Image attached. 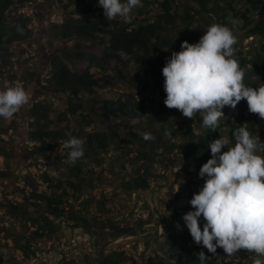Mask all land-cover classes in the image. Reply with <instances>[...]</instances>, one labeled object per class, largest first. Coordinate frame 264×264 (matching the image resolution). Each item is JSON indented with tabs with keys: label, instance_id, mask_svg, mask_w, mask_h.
Returning <instances> with one entry per match:
<instances>
[{
	"label": "rangeland",
	"instance_id": "rangeland-1",
	"mask_svg": "<svg viewBox=\"0 0 264 264\" xmlns=\"http://www.w3.org/2000/svg\"><path fill=\"white\" fill-rule=\"evenodd\" d=\"M67 1L33 0L31 3L13 8V11H16L15 14L19 13L29 18L31 35L24 41L14 42L9 46V50L14 55V59L10 61V71L17 77L23 76L28 71H35L36 75L25 88L33 93L30 104L22 107L11 119H3L6 132L0 133V146L4 147L8 153L7 155L0 152V173H6L5 176L0 177L2 264H98L99 252L106 255L112 251L124 253L122 264H131L132 260L143 263L147 258L155 255L167 258L164 254L167 249L164 244L166 235L173 230L174 226H180L178 221L181 220L182 214L194 210L189 202L203 186L204 179L199 178V172L193 166L181 165L175 147L166 152H160L157 149L156 153H161V156H153L148 166V188L133 192L124 191L123 183L126 179L131 178L136 171H141L145 165L136 158L137 149H134L132 141L126 134L129 129H133L143 136L145 133L151 134L154 139L148 142L166 141V135L160 130L161 125L176 131L177 127L180 129L188 124L190 129L197 133L200 128L198 118L202 122V117L197 114L193 122L188 123L189 118L184 117L178 110L167 108L164 104L166 98L164 89L155 88L152 74L133 63H129L123 70L128 79L132 80L131 84L117 82L115 85L97 89L94 98L101 101L115 99L120 93H133L144 103L146 113L153 117L152 121L149 123L139 121L133 124L132 120L127 119L111 121L110 125H105L98 119L87 125L82 121L83 115L89 116L90 119H97V116H100L99 110L96 107L92 108L87 97L78 99L77 103L81 104L82 108L74 116L67 114L66 96L49 95L43 90L51 56L59 47L70 48L74 45L100 53V48L88 41L73 38L60 42L49 36L50 24L61 20L65 12L62 5ZM174 2L180 6L187 3L186 0H174ZM141 3L143 14L138 16L135 12L136 8H133L131 17H137L138 20H152L153 14L158 12L157 0H141ZM204 21L199 19L195 20V23L202 25ZM211 24L214 23L211 22ZM259 41L258 37L247 34L238 42L242 53L246 55L249 50L258 46ZM171 54V52L165 53V58H170ZM67 65L71 70L78 72L82 71L86 64L74 59L67 61ZM96 73L98 74L97 71ZM16 83L21 84V82ZM5 86L13 85L0 80V88ZM40 101L49 104L54 129L65 124L57 117L65 113L68 116L69 128L73 129L74 133L81 132L78 138L84 141L87 133L108 131L107 126H110L116 134L114 138L116 145L107 153L89 152L87 154L86 147L83 145L84 156L75 163L83 168V174L79 177H68V168L73 164L67 162L64 141L55 144L45 156H31L28 149L32 143L27 140L29 120L25 112L32 103ZM240 106L238 104L235 109L225 106L222 111L231 113L229 115L233 117L240 111ZM171 141L177 145L180 139ZM169 142L170 140L166 141L167 144ZM257 154L264 156L263 152ZM43 175H46L53 183L57 181L64 183L68 178L81 187L78 199L77 193H74L76 195L70 196V199L63 198L60 206L68 214L83 212L85 207V210L89 212V214L84 213L86 218L89 221L95 219L94 235L86 234L80 228H70L71 221L66 219V214L63 219L55 220L59 224V231L54 236L37 238L34 235L38 225L42 224L41 217L45 216L46 204L35 199L28 202L27 199H31V193L48 196L55 191L50 188V182L43 180ZM55 193H60V190ZM68 193V195L72 194L71 191ZM7 205H15L19 214L9 215ZM109 220L115 225H132L134 228L142 221L141 230H137V233L132 236L112 239L108 235L107 228L100 227ZM22 240L23 242L26 240L30 251H33L28 258H25L15 246V241L21 244ZM219 256V260L231 259L238 264H251L252 258V254L244 250L234 256H227L223 251Z\"/></svg>",
	"mask_w": 264,
	"mask_h": 264
},
{
	"label": "trees",
	"instance_id": "trees-1",
	"mask_svg": "<svg viewBox=\"0 0 264 264\" xmlns=\"http://www.w3.org/2000/svg\"><path fill=\"white\" fill-rule=\"evenodd\" d=\"M33 0H0V80L14 85L21 82L26 88L34 80L35 71H28L23 76L17 77L10 71V61L14 55L9 50V46L14 42H22L31 35L29 18L21 14H15L14 7L31 3ZM187 3L177 5L174 0H157V13H154L152 20L131 17L129 22L122 19L107 20L104 18L103 9L99 7L98 0H68L62 5L65 12L59 22H54L49 26V36L53 40L64 42L70 39L88 41L100 48V53L93 50L73 47H59L49 60V70L44 79L43 90L49 95L63 94L67 98V114L74 116L82 108L77 101L80 97H87L92 108L99 110L100 116L97 119H90L83 115V123L89 125L96 120L102 124L110 125L111 121L133 120L149 123L153 117L146 113V106L138 100L133 93H120L115 99H104L97 101L94 98L97 89L115 85L117 82L131 84V79L123 72L124 68L133 63L134 65L148 70L154 81V87L164 89V77L162 68L166 63L165 53L178 52L181 50V43H197L207 28L209 23H219L233 30L237 43L234 45L235 58L240 67L244 70V84L247 87L258 88L264 84V0H186ZM138 16L143 14L142 7H135ZM205 20L202 25L196 24L195 20ZM139 21V22H138ZM235 22V25H234ZM251 35L260 39L258 46L249 50L246 55L242 53L239 40L244 35ZM239 46V47H238ZM239 50L237 51V49ZM168 49L167 51H164ZM83 61L86 65L82 71H73L67 65L71 60ZM98 72V74L96 73ZM240 111L233 117L224 111L226 116L219 121V127L215 132L202 126L198 118L200 128L197 133L193 132L188 124L184 127L169 129L164 125L160 130L165 134V130L171 132V136H166L170 142L156 141L151 143L145 140L143 135L138 134L133 129H129L126 136L132 141L136 158L145 163L141 171H136L131 178H127L123 183V190L128 192L144 190L148 188L147 179L148 166L153 156H161L160 152H166L175 147L183 166H193L199 172L201 166L211 158L208 144L210 141L226 136L235 144L234 131L241 126L246 127L254 136L257 134L264 142V120L258 115L249 113L246 100L238 103ZM157 111L155 112V114ZM29 122L27 124V140L31 142L28 152L33 157L45 156L55 144L69 140L70 137H80V133H74L69 128L68 116L59 114L58 120L65 124L54 129L53 119L50 117V106L47 102H34L25 112ZM149 116V117H148ZM99 117V118H98ZM194 119H189L192 123ZM3 118H0V133L4 134ZM108 131H96L87 133L84 139L86 154L89 152L107 153L115 144L116 134L107 126ZM162 135V134H160ZM180 139L175 145L171 140ZM1 154H7L6 149L0 146ZM69 149H67L68 158ZM264 153V152H263ZM86 156V155H85ZM83 174V168L79 164H73L68 168V177H79ZM43 180L50 182V188L55 191L51 195H38L31 193V199L45 202L46 213L41 217V225L34 231L37 238L51 237L59 231V221L64 218L71 221L70 228H80L84 233L94 235V222L89 221L84 213L89 214L83 207V212L78 214H68L61 209L63 198L73 197L77 193L79 198L81 187L74 181L66 179L64 183L57 181L53 183L46 175ZM64 186H61L63 185ZM60 190V193H55ZM71 191V195H68ZM87 203V201H85ZM10 213L19 214L18 208L10 206ZM185 214V213H184ZM178 221L180 226H174L173 230L166 235L164 244L167 249L164 254L167 258L155 255L147 258L143 263L132 260L131 264H200L198 252L204 251L209 259L206 264H238L231 259H220L219 254L222 248H217L216 255L208 253L202 245H197L189 230L184 228L185 222ZM92 215H94L92 213ZM48 216H50L48 218ZM141 222L137 223L136 228L132 225L119 226L112 222L100 226L107 228L108 235L112 239H119L132 236L141 230ZM201 218V229L203 228ZM24 240V239H23ZM22 240V242H23ZM21 241V240H20ZM15 246L21 251L25 258H28L33 251H30L29 243L26 240L19 244L15 241ZM98 264H122L123 252L112 251L109 254H102ZM0 256V264H2Z\"/></svg>",
	"mask_w": 264,
	"mask_h": 264
},
{
	"label": "clouds",
	"instance_id": "clouds-1",
	"mask_svg": "<svg viewBox=\"0 0 264 264\" xmlns=\"http://www.w3.org/2000/svg\"><path fill=\"white\" fill-rule=\"evenodd\" d=\"M98 5L105 19L119 17L126 23L133 8L143 6L141 0H98ZM236 43L233 30L219 23L211 24L197 43L183 41L181 50L172 52L162 68L165 106L189 119L199 114L202 126L213 132L225 117L222 109H235L241 100L247 101L249 113L264 120V84L245 86V72L235 58ZM32 96L20 83L0 88V118L11 119L30 104ZM165 135L171 132L165 130ZM233 135L234 145L226 136L209 142L211 158L198 173L203 186L189 202L194 210L182 219L193 241L208 253L216 255L217 248H222L227 256H234L244 250L252 254L251 264H264V156L257 154L264 152V142L244 126ZM143 138L154 139L149 133ZM83 145L77 137L64 142L69 164L84 156ZM198 259L206 264L209 256L200 251Z\"/></svg>",
	"mask_w": 264,
	"mask_h": 264
},
{
	"label": "flooded vegetation",
	"instance_id": "flooded-vegetation-1",
	"mask_svg": "<svg viewBox=\"0 0 264 264\" xmlns=\"http://www.w3.org/2000/svg\"><path fill=\"white\" fill-rule=\"evenodd\" d=\"M4 174H6V173H0V177H2V176H5ZM8 206V208H9V215H11V216H14L15 215V213H10V211H11V208H10V206H15V205H7ZM16 207V206H15Z\"/></svg>",
	"mask_w": 264,
	"mask_h": 264
}]
</instances>
